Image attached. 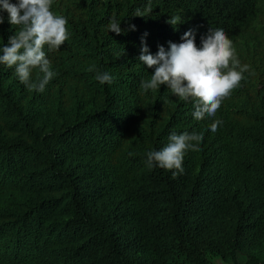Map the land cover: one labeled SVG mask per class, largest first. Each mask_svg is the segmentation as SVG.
<instances>
[{
  "label": "trees",
  "instance_id": "trees-1",
  "mask_svg": "<svg viewBox=\"0 0 264 264\" xmlns=\"http://www.w3.org/2000/svg\"><path fill=\"white\" fill-rule=\"evenodd\" d=\"M51 11L68 39L44 48V91L0 64V264H264V0H53ZM0 15L2 48L15 29ZM211 29L249 66L215 116L197 121L195 101L167 85L141 91L155 72L143 47L156 55L188 31L201 47ZM185 132L203 139L181 169L147 165Z\"/></svg>",
  "mask_w": 264,
  "mask_h": 264
},
{
  "label": "clouds",
  "instance_id": "clouds-1",
  "mask_svg": "<svg viewBox=\"0 0 264 264\" xmlns=\"http://www.w3.org/2000/svg\"><path fill=\"white\" fill-rule=\"evenodd\" d=\"M52 3L53 0H17L14 4L11 0H0V12L8 13V22L15 29V34L0 48V64L15 67L16 77L29 91L43 92L54 76L45 46L49 51L56 50L68 39V21L63 15L51 11ZM135 16L143 17L140 9L136 10ZM178 22L179 17H171L168 21L174 27ZM3 23L4 18L0 15V24ZM120 24L114 13L108 25L110 32L121 34ZM182 40L180 44L169 42L170 50L167 51L161 46L156 55L150 54L147 46L142 48L139 60L148 68H154L155 72L149 79L142 80L141 91H155L161 85H167L179 99L192 98L195 101L193 116L197 121L206 115L213 117L222 100L239 86L242 74L249 70V66L240 65L232 42L222 29H211L202 38L201 47H197L191 31L186 32ZM34 69L37 77L33 82ZM95 79L100 84L113 82L107 72L97 71ZM220 124L221 121L215 120L210 125L211 131L215 132ZM202 139V133H172L166 147L147 153L146 163L149 167L179 170L185 151L198 150Z\"/></svg>",
  "mask_w": 264,
  "mask_h": 264
}]
</instances>
